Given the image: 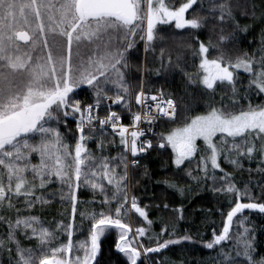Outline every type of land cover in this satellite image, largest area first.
I'll list each match as a JSON object with an SVG mask.
<instances>
[{
  "label": "snow or ice",
  "instance_id": "snow-or-ice-1",
  "mask_svg": "<svg viewBox=\"0 0 264 264\" xmlns=\"http://www.w3.org/2000/svg\"><path fill=\"white\" fill-rule=\"evenodd\" d=\"M256 12L253 0H0V264H101L102 243L113 230L123 264H152L149 254L197 243L199 235L176 236L183 204L150 206L133 190L141 160L168 149L174 175L189 178L197 192L204 186L228 198L221 229L203 242L218 249L215 264H264L256 226L246 215H264V182L253 195L251 181L238 186L222 167L226 162L235 171L264 174V103L252 101H264V30L251 52L240 47L252 30L241 19L254 24ZM160 26L188 37L175 60ZM138 40L145 58L151 53L159 65L145 64L143 71L165 78L182 73L198 89L193 103H203L204 112L196 114L163 88L153 92L142 78L132 87L128 56ZM189 62L194 72L182 66ZM78 90L90 93V102L78 99ZM221 90L230 93L227 102L217 99ZM157 124L173 126L155 133ZM109 146L117 147L116 156ZM245 160L255 169H245ZM143 176L150 177L146 167ZM55 183L67 190L60 194L70 205L67 223L42 218ZM156 183L185 193L173 180ZM82 187L99 197L92 202L98 210L79 213L89 223L86 238L74 241L83 229L76 222ZM150 207L172 217L151 237ZM131 213L146 227L134 228Z\"/></svg>",
  "mask_w": 264,
  "mask_h": 264
},
{
  "label": "trees",
  "instance_id": "trees-1",
  "mask_svg": "<svg viewBox=\"0 0 264 264\" xmlns=\"http://www.w3.org/2000/svg\"><path fill=\"white\" fill-rule=\"evenodd\" d=\"M166 2L172 5H178L182 2V0H166ZM241 2L243 3V0H241ZM253 2L257 7L255 23L253 24L251 19H241L242 24L248 23L252 25V30L249 33L244 34V37H242L243 42L240 45L241 48L248 50L249 52L252 51L253 47L259 45L261 31L264 30V25L261 24V12H264V9L261 8V6L263 5L264 0H253ZM205 4H207V0H205ZM257 19L260 20L257 21ZM160 27L166 29V31L162 33L165 36L164 46L172 52L173 60H175L177 53L181 51L178 47L179 43L188 37L181 35L180 30L169 29V26ZM169 32L172 33L171 39L168 38ZM201 39H205V36L201 35ZM249 41L252 42L251 46L249 45ZM143 52V42L138 40L135 48L128 56V73L133 77V79L130 80L133 88L137 86L138 81L144 74L145 86L153 92L156 89L163 88L166 92L172 93L178 103L194 108L196 114L205 111L203 103L198 105L193 103V98L197 94L198 89L195 86H189L187 84L186 77L182 73L177 72L176 74L165 78L163 76H156L154 72H144L143 68L145 64H147L150 69L159 67V65L154 61V57L151 53L148 54L146 59ZM184 54L188 55L190 61V53ZM182 66L189 72L195 71V66L191 62ZM78 91L80 92V95L77 96L78 99H81L84 102H90V93L83 90ZM229 95L230 93L221 90L217 93V99H219L220 96H225V102H227V96ZM252 101L253 104L264 103V101H262L259 97L255 96L252 97ZM135 110L136 106L133 105V111ZM124 122L126 124L130 122L127 116ZM68 126L72 129L75 128L74 122H70ZM172 126L173 125L161 126L159 124L160 132L166 131ZM61 130L63 131V129ZM67 139L68 142L71 143L70 135ZM153 143L155 145V138L153 139ZM116 144L118 146V139ZM107 151L112 156L117 155L116 146H109ZM170 155V149L166 152L163 150L150 151L146 157L141 160L142 167L136 174L140 177V182L135 185L133 190L137 196L142 198L143 204H148L150 206L153 203L161 204L162 202L168 203L171 207H178L183 204L185 208V219L176 222V236L178 237L187 233L192 235L194 238L199 235L201 239L197 243L183 242L179 245L170 246L169 249L163 250L161 253L149 254L150 258H152V264H156V261H159V264H215L214 258L217 256L218 249L208 250L203 247V242L211 239L213 228L217 231L221 229L223 223L221 211L226 213L228 210V198L222 197L219 194H214L211 190H208L204 186H201L200 191H195L194 189L196 188V185L189 178L186 176L178 178L174 175L175 169L171 165ZM243 163L245 169L249 167L255 169L256 167L255 162L249 163L245 160ZM144 167H146L149 171L150 177L143 176ZM192 167H195V165L193 164ZM222 167H224L225 171L233 174L238 186L242 185L244 182L251 181L252 184L250 187L252 188L253 195H259V188L255 187V185L264 182V174L253 171L250 175L247 171H235L233 166L226 162L222 163ZM162 179L173 180L180 187L185 188L184 195H181L174 189L168 188L166 185L156 183V181ZM189 188L193 190H188ZM50 191L55 193V197L52 198L51 205L44 209L42 218H46L48 221L53 223L59 220H64V222L67 223L70 218L68 215L70 212V205L66 200L62 201L60 199L61 192H66V188H62L59 183H55L51 186ZM77 196L80 203L78 204L76 222L77 224H82L83 229L77 232L73 238L74 241L86 238V231L89 223L86 218L81 219L79 213L89 209L98 210V205L92 202L99 200L98 196H94L89 189L84 187L80 189ZM246 215H249V220L256 226L255 236L257 253L264 254V215L251 214L247 210ZM130 216V222L134 228L141 226L146 227L142 218H139L134 213H131ZM149 217L154 221L150 229V237L156 236L160 233L162 219H167L169 221L172 220V217L165 210H157L154 207L149 208ZM249 226H251V224H249ZM235 231H237V229L234 227L233 232ZM150 237L144 238L146 246L150 245ZM60 239H63V237H60ZM116 239L117 234L113 230L110 237L103 241L102 252L99 257L101 264H123V258L114 250V243ZM230 247L231 242L228 243L225 250H228Z\"/></svg>",
  "mask_w": 264,
  "mask_h": 264
},
{
  "label": "built area",
  "instance_id": "built-area-1",
  "mask_svg": "<svg viewBox=\"0 0 264 264\" xmlns=\"http://www.w3.org/2000/svg\"><path fill=\"white\" fill-rule=\"evenodd\" d=\"M124 123H125V122H124ZM125 124H126V123H125ZM145 128H147V125H145ZM154 132H155V133H159V132H160L159 124H157V125L155 126V128H154ZM148 136H149L150 139H154L152 133H149Z\"/></svg>",
  "mask_w": 264,
  "mask_h": 264
},
{
  "label": "rangeland",
  "instance_id": "rangeland-1",
  "mask_svg": "<svg viewBox=\"0 0 264 264\" xmlns=\"http://www.w3.org/2000/svg\"><path fill=\"white\" fill-rule=\"evenodd\" d=\"M261 8H263L264 9V2H263V5L261 6ZM258 20H260V19H257V21ZM144 53V52H143ZM143 55H145V53L143 54ZM144 66V65H143ZM144 78H145V76H144V74L142 75V79L144 80Z\"/></svg>",
  "mask_w": 264,
  "mask_h": 264
},
{
  "label": "bare ground",
  "instance_id": "bare-ground-1",
  "mask_svg": "<svg viewBox=\"0 0 264 264\" xmlns=\"http://www.w3.org/2000/svg\"><path fill=\"white\" fill-rule=\"evenodd\" d=\"M110 103V102H109Z\"/></svg>",
  "mask_w": 264,
  "mask_h": 264
}]
</instances>
